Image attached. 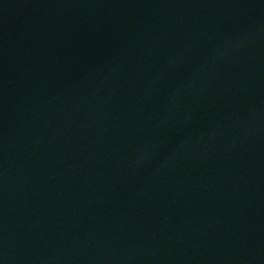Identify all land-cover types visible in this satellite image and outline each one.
<instances>
[{
	"label": "water",
	"instance_id": "water-1",
	"mask_svg": "<svg viewBox=\"0 0 264 264\" xmlns=\"http://www.w3.org/2000/svg\"><path fill=\"white\" fill-rule=\"evenodd\" d=\"M0 264H264V0H0Z\"/></svg>",
	"mask_w": 264,
	"mask_h": 264
}]
</instances>
